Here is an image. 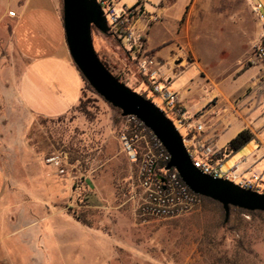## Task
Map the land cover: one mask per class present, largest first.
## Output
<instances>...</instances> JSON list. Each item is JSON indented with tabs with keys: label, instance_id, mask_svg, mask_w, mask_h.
I'll list each match as a JSON object with an SVG mask.
<instances>
[{
	"label": "rangeland",
	"instance_id": "1",
	"mask_svg": "<svg viewBox=\"0 0 264 264\" xmlns=\"http://www.w3.org/2000/svg\"><path fill=\"white\" fill-rule=\"evenodd\" d=\"M6 5L0 0V12ZM130 7L139 11L135 30L145 42L144 34L136 27L148 17L144 4L136 0ZM165 35L159 30L152 40L158 43ZM262 37L264 24L256 20L248 0H197L174 26L167 43L176 45L177 63L184 61L180 70L197 66L198 73L194 67L190 71L203 78L201 87L211 96V104L223 105L238 96L234 84L246 79L247 75H242L255 63L253 46ZM92 40L98 57L112 73L158 106L182 138H187L185 128L163 100L140 82L133 55L123 46L119 33L103 35L93 29ZM7 42V37L0 42V119L7 113L11 127L10 122L21 117L15 110L6 112L4 106L16 103L13 82L23 64ZM175 87L171 84L167 88L173 91ZM83 100L85 110L76 108L55 119L37 118L27 127L28 144L47 173L62 184L54 193L52 206L28 209L38 217L63 215L71 222L65 224V237L54 235L49 242L50 264H264V217L232 215L231 222L222 226L218 211L214 207L205 209L200 202L177 218H139L130 198L137 186V167L130 166L120 150L119 114L88 91ZM199 115L191 118V123L205 125L206 119ZM14 138L12 130L5 136V143H0L1 153V146L9 151L10 158L3 154L0 157L8 179L14 175ZM257 147L251 140L237 154L245 157ZM219 154L216 160H220ZM52 156L60 158L58 168L63 172L58 173L57 167L48 162ZM231 165L226 160L222 170L228 171Z\"/></svg>",
	"mask_w": 264,
	"mask_h": 264
},
{
	"label": "crops",
	"instance_id": "2",
	"mask_svg": "<svg viewBox=\"0 0 264 264\" xmlns=\"http://www.w3.org/2000/svg\"><path fill=\"white\" fill-rule=\"evenodd\" d=\"M5 1L7 5L0 12V42L7 37V45L19 56L23 66L13 82L12 97L16 103L4 106L6 112L17 111L21 119L11 121V127H8L7 113L0 119V143H5V136L12 130L16 137L11 150L16 160L12 163L14 175L8 179L0 164V264H50L48 244L54 235L65 237V228L71 222L63 215L38 217L28 209L52 206L54 193L59 192L62 184L54 181L52 173H47L28 144L27 127L37 118L55 119L69 114L80 100L83 81L65 44L61 0ZM135 1L120 0L127 6L134 5ZM140 1L148 17L136 27L144 34L146 48L160 63V73L169 80V86H176L172 92L177 94L185 114L189 118L200 114L199 118L206 119L200 142L219 154L238 133L248 130L257 149L245 157L237 154L238 151L230 153L220 162L222 166L226 160L231 162L229 169L238 165L245 179L257 177L264 190V68L258 62L253 63L242 75H247L246 79L234 84L239 89L238 96L232 101L226 98L223 105L211 104V96L201 87L203 78L197 74L198 67L191 65L180 70L184 61L177 63L176 45L167 43L174 26L197 0ZM9 12L14 16H9ZM159 30L166 35L154 43L153 35ZM191 67L197 73H192ZM243 85L245 90L239 93ZM1 147L0 157L3 154L10 158L7 147Z\"/></svg>",
	"mask_w": 264,
	"mask_h": 264
},
{
	"label": "built area",
	"instance_id": "3",
	"mask_svg": "<svg viewBox=\"0 0 264 264\" xmlns=\"http://www.w3.org/2000/svg\"><path fill=\"white\" fill-rule=\"evenodd\" d=\"M256 20L264 24V1L248 0ZM114 34L119 33L123 46L133 55L139 75L145 79L154 94L159 96L178 124L185 128L187 138H183L193 166L201 173L215 179L229 180L242 188L264 192L260 180L242 177L238 165L228 171L222 170L216 152L205 146L197 138L204 132L202 123H191L178 103L177 94L169 91V80L160 75L158 60L150 55L142 36L136 32L139 11L120 0H97ZM9 16L14 13L9 12ZM154 20V19H153ZM252 59L264 68V37L253 46ZM264 80V78H262ZM117 140L130 166L137 167V186L132 191L131 200L139 218L172 219L191 212L201 200L191 193L173 169H166L169 155L153 133L135 116L120 118ZM48 162L59 167L60 158L52 156Z\"/></svg>",
	"mask_w": 264,
	"mask_h": 264
},
{
	"label": "water",
	"instance_id": "4",
	"mask_svg": "<svg viewBox=\"0 0 264 264\" xmlns=\"http://www.w3.org/2000/svg\"><path fill=\"white\" fill-rule=\"evenodd\" d=\"M61 15L65 44L80 76L121 117L135 116L153 133L169 155L166 169L175 170L191 193L220 204L224 223L230 208L264 213V193L201 173L193 166L182 136L165 113L107 70L94 49L92 30L103 35L114 33L97 0H61Z\"/></svg>",
	"mask_w": 264,
	"mask_h": 264
},
{
	"label": "trees",
	"instance_id": "5",
	"mask_svg": "<svg viewBox=\"0 0 264 264\" xmlns=\"http://www.w3.org/2000/svg\"><path fill=\"white\" fill-rule=\"evenodd\" d=\"M116 35V34H115ZM150 55H152L153 54V52H150L149 53ZM100 61L104 64V66L107 68V70L118 80V81H120V82H122L123 84H125L123 81H121L120 80V78L118 77V76H116V75H114L113 73H112V71L110 70V68L107 66V64L104 62V61H102L101 59H100ZM81 79H82V81H83V90H82V93H81V97H80V100H79V102H78V104L76 105V107L74 108V109H76V108H79V109H84V107H85V104H84V100H83V98H84V96H85V92L86 91H88L89 93H91L92 95H95L97 98H99L94 92H93V90L90 88V86L84 81V79L81 77ZM140 82H144L145 84H147V82L145 81V79L144 78H142L141 76H140ZM126 85V84H125ZM140 95H142L144 98H146L145 97V95H143V94H140ZM100 99V98H99ZM105 103V102H104ZM106 104V103H105ZM108 105V104H107ZM109 106V105H108ZM110 107V106H109ZM73 109V110H74ZM113 109V108H112ZM85 110V109H84ZM114 110H116V109H114ZM117 112H118V114H119V118H121V116H120V112L118 111V110H116ZM251 140H253V135L248 131V130H243V131H241L240 133H238L230 142H229V144H228V147H227V149L226 150H224V151H221L220 152V154H219V156H220V158L219 159H221V158H223L225 155H228V154H230V153H235V152H237V151H239L243 146H245L248 142H250ZM199 198H200V200H201V202H202V204H203V207L205 208V209H207V208H210V207H214L217 211H218V213H219V216H220V224L222 225V226H226V225H228L230 222H231V220H230V217L232 216V215H235V216H241V215H247V216H249L250 218H256V217H264V213H260V212H246V211H243V210H239V209H236V208H230V214H229V219H228V221H227V223H224V213H223V210H222V208H221V206H220V204H218V203H216V202H214V201H212V200H210V199H207V198H203V197H200V196H198ZM241 220V219H240Z\"/></svg>",
	"mask_w": 264,
	"mask_h": 264
}]
</instances>
